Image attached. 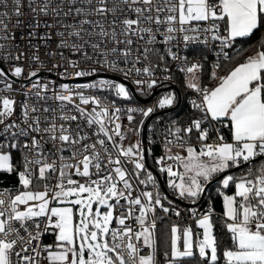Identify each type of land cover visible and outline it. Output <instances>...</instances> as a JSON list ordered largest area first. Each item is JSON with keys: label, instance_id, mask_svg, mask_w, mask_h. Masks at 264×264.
Segmentation results:
<instances>
[{"label": "snow or ice", "instance_id": "obj_1", "mask_svg": "<svg viewBox=\"0 0 264 264\" xmlns=\"http://www.w3.org/2000/svg\"><path fill=\"white\" fill-rule=\"evenodd\" d=\"M5 175L0 264H264V0H0Z\"/></svg>", "mask_w": 264, "mask_h": 264}, {"label": "built area", "instance_id": "obj_2", "mask_svg": "<svg viewBox=\"0 0 264 264\" xmlns=\"http://www.w3.org/2000/svg\"><path fill=\"white\" fill-rule=\"evenodd\" d=\"M40 75H41L42 77H44V78H47V77L49 76V74L46 73V72H44V71H42V72L40 73ZM109 78H119V77L110 76ZM82 79H83V78H80V79H78V80H76V81L67 80V81H65V82H70V83L82 82ZM122 82H125L126 84H128V86H129L130 88H134V85H131L130 81H122ZM136 94H137L138 96H140L141 98H143V99H144V98H147L146 101L138 100V99L135 98L136 101H137L139 104H141V105L150 104L151 101H152L153 99L156 98V94H155V93H154L151 97H143V96H141V95L138 94V93H136ZM157 114H158V115H173V111H170V110H161V111L158 112ZM121 119H122L123 121H125V123H126V117L122 116ZM137 120H139V116H137ZM152 122H153V118H148V119H146L145 126H144V128L142 129L141 138H142V140L145 142V144H147V143H148V140H149V131H148L147 125H148V124H151ZM157 132L162 133V129H161V128H157ZM133 139H134V138H133ZM152 139H153V154H155V155H160V154L162 153V151H163L162 146H161L162 135L159 136V137H152ZM151 156H152V154H149V157H150V158H151ZM149 157H148V164H149V166H151V165H150V161H149ZM151 160H152V158H151ZM154 172H156V171L154 170ZM154 175H155V174H154ZM169 218H172V219H174V220L177 219V218L174 217V216H170ZM180 222L186 223V222H192V221H189L187 218H186V219H182V218H181V221H180ZM45 239H46V240H51V236H46Z\"/></svg>", "mask_w": 264, "mask_h": 264}, {"label": "trees", "instance_id": "obj_3", "mask_svg": "<svg viewBox=\"0 0 264 264\" xmlns=\"http://www.w3.org/2000/svg\"><path fill=\"white\" fill-rule=\"evenodd\" d=\"M180 115H183V112H181L180 113ZM149 161H150V165H152L153 164V160H151V158L149 157ZM158 174H160V176H161V179H162V181H163V183L165 184V187H166V189L169 191V193H171V189H169L168 187H167V184H166V178H167V174L166 173H164V174H161V173H159V171H158V169H156L155 170ZM15 184H16V179H15V176L14 175H12V176H3V178H2V180H0V187H5V186H8V185H11V186H15ZM209 191H211V193H212V196L214 197V198H216V193H215V190H214V187L212 188V189H210ZM205 199H207V195L205 196ZM180 205V204H179ZM181 206V208H184L185 206H182V205H180ZM216 211L219 213L220 211H221V206H220V201H219V199L218 198H216ZM187 217H182V219H186ZM170 220H174V219H172V218H169ZM181 223H183V222H181ZM191 223H193V222H191ZM193 229H194V227H193ZM195 230V229H194Z\"/></svg>", "mask_w": 264, "mask_h": 264}, {"label": "water", "instance_id": "obj_4", "mask_svg": "<svg viewBox=\"0 0 264 264\" xmlns=\"http://www.w3.org/2000/svg\"><path fill=\"white\" fill-rule=\"evenodd\" d=\"M135 98L138 99V100H143V101H146L147 98H141L140 96H138L137 94H135ZM154 174L157 176L158 180L160 181V185H161V188L165 191L166 194H170L169 191L166 189L165 187V184L163 183L162 179H161V176L160 174H158L157 172H154ZM176 202L182 206H185V207H190L191 205L189 204V202L187 201H181L177 198Z\"/></svg>", "mask_w": 264, "mask_h": 264}, {"label": "crops", "instance_id": "obj_5", "mask_svg": "<svg viewBox=\"0 0 264 264\" xmlns=\"http://www.w3.org/2000/svg\"><path fill=\"white\" fill-rule=\"evenodd\" d=\"M192 224H193V227H194V229H195L196 226H195L194 222H193Z\"/></svg>", "mask_w": 264, "mask_h": 264}]
</instances>
